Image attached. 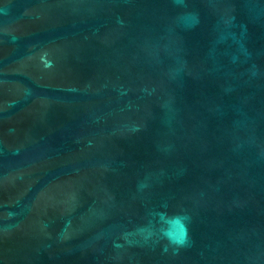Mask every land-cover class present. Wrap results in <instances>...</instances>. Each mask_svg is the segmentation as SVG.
I'll list each match as a JSON object with an SVG mask.
<instances>
[{"label": "water", "instance_id": "water-1", "mask_svg": "<svg viewBox=\"0 0 264 264\" xmlns=\"http://www.w3.org/2000/svg\"><path fill=\"white\" fill-rule=\"evenodd\" d=\"M0 264H264V0H0Z\"/></svg>", "mask_w": 264, "mask_h": 264}, {"label": "clouds", "instance_id": "clouds-1", "mask_svg": "<svg viewBox=\"0 0 264 264\" xmlns=\"http://www.w3.org/2000/svg\"><path fill=\"white\" fill-rule=\"evenodd\" d=\"M176 219L182 221L185 218L177 217ZM171 242L174 243V244H178V245H183V244L187 243V226H186V224L184 226V238L182 240H179V241L172 240Z\"/></svg>", "mask_w": 264, "mask_h": 264}]
</instances>
